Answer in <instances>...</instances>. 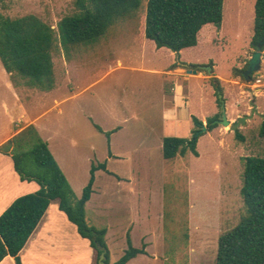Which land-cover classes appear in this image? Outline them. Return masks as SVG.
<instances>
[{"label": "rangeland", "instance_id": "374dc122", "mask_svg": "<svg viewBox=\"0 0 264 264\" xmlns=\"http://www.w3.org/2000/svg\"><path fill=\"white\" fill-rule=\"evenodd\" d=\"M76 1L0 0L4 17L34 15L55 29L57 37L54 86L50 90L30 84L29 78L17 73L8 76L0 60V141L13 132L16 126L12 121L24 126L37 120L32 126L40 128L77 197L89 182L91 168L109 159L112 142V151L123 154V158L110 160L107 168L122 182L106 172L95 173V196L92 208L86 211V221L97 230L112 229L117 234V262L128 249L129 236L134 247L147 252L129 264H216L219 238L239 225L246 214L241 196L244 159L264 158V139L258 136L264 120V96L258 99L264 93V66L251 83L240 78L247 98H241L227 82L235 77L234 70L241 68L239 63L244 68L255 51L251 40L256 0H224L221 29L209 25L203 30L214 46L201 45L181 54V62L184 57L208 64L190 65L188 73L196 71L199 75L196 67L213 62L215 73L224 79L220 81L222 94H217L211 84L204 88L203 80L190 75L188 79L180 78L179 90L187 96L189 86L190 108L201 115L217 112L223 117L227 108L231 118L236 101H242L239 114L244 115L252 106L262 107L263 114L251 111L255 117L247 129L239 131L244 140L235 136L239 123L231 132L230 126H224L229 134L220 136L215 129L207 130L198 136V157L188 151L171 160L163 158L159 146L163 124L169 122L163 114L169 104L162 94L164 77L151 71L161 67H157L154 57H148L157 51L145 35L148 0L133 16L118 19L104 37L66 49L58 25L78 12ZM169 52L177 61L180 59V53L160 50V57L168 58H161L160 66L168 64ZM118 60L123 68L118 67ZM6 82L12 87L7 88ZM166 84L168 87L170 83ZM201 95L204 102H200ZM200 130L193 122L192 135L185 139L197 137ZM30 134L27 131L15 136L14 152L32 147ZM103 198L113 205L107 213L98 212L95 206ZM110 263L114 264L111 256Z\"/></svg>", "mask_w": 264, "mask_h": 264}, {"label": "trees", "instance_id": "16d2710c", "mask_svg": "<svg viewBox=\"0 0 264 264\" xmlns=\"http://www.w3.org/2000/svg\"><path fill=\"white\" fill-rule=\"evenodd\" d=\"M143 1L77 0L78 12L63 18L58 25L62 45L67 49L97 41L107 34L118 19L136 14ZM223 12L224 0H148L145 35L158 49L167 48L180 53L198 44L199 34L204 27L214 25L219 31ZM253 32L251 47L255 50L264 36V0H256ZM205 37L206 34H203L202 39ZM56 42L55 29L38 17L28 15L10 19L0 14V60L8 73L29 78L30 84L42 89H52ZM248 63L242 69H235L234 76L244 80L243 73ZM202 72L199 70V73ZM209 81L217 94H222L223 87L219 79L213 77ZM218 103L221 105L219 100ZM221 118V115L209 118L208 131L217 127L210 123ZM193 122L198 129L202 128L203 124L197 118L193 117ZM27 131L31 132L32 147L21 153L14 152L15 138ZM16 136L0 146V153L11 156L21 181L36 182L39 190L17 198L0 216V263L10 256L16 264H23L20 252L50 204L57 201L60 211L77 227L79 235L89 241L96 253L95 264H99L104 250L105 264H110V253L105 242L106 231L87 224L85 208L94 193L95 173L97 170L107 171L106 165L91 168L89 182L81 197H77L48 143L40 137L37 129L31 125ZM235 136L244 140L238 129L235 130ZM259 136L264 139V120ZM198 138L165 137L163 158L171 160L178 155L184 156L188 151L198 157ZM241 196L246 214L239 225L219 238L216 264H264V158L251 156L244 159ZM127 243V251L115 264H127L140 254L147 255L144 249L133 246L129 236Z\"/></svg>", "mask_w": 264, "mask_h": 264}, {"label": "crops", "instance_id": "0c3cea01", "mask_svg": "<svg viewBox=\"0 0 264 264\" xmlns=\"http://www.w3.org/2000/svg\"><path fill=\"white\" fill-rule=\"evenodd\" d=\"M208 26L204 27L203 30H205ZM203 30L199 34L198 44L195 47L186 48V49L181 50L180 59H178V61L177 59L174 58V55H172L173 53L169 52L168 54H170V60L168 64L164 66H160L159 62L162 61L161 58H164L165 60L168 58L165 57L164 55H162L163 57H160L161 53L159 52L160 50L167 49V48L158 49L155 43L150 40L153 43L154 48L156 47L155 50L157 51L153 50V52L148 54V57H151V56L154 57L153 61L155 60L158 62L157 67H161L158 70H151V71L156 72L157 75H161L164 77L162 94H163L164 102L169 104V105L167 104L169 109L168 110L164 109V112H163V114L167 117V119H169L168 120L169 122L167 123L165 122L163 124L164 126H163L162 136L169 135L166 137H171V133H174L175 135L181 138H190L193 132V121H192L193 117L201 121L203 125H206L207 120L209 118L218 116L217 112H213L212 115L210 114V112L204 113L201 115V114H198L192 111L190 108L191 107V102H190L191 93H190L189 86L188 85L186 86L187 96H183L184 94L182 93V90L181 91L179 90L180 78L188 79L187 75H190L189 77H197L203 80L205 84L204 88H206V84H210L209 80L213 77L219 79V81L221 82L224 81V79L220 75L215 73L216 66L214 65L213 62L209 64L212 67V74H209V75H212V76H206V74H203V73L198 75L197 72L196 74H190L186 72V70H188L187 68H189L190 65H208V64H200L199 62L194 63V62L189 61V59L186 60L184 57H183L184 62H181V56H182L181 54L183 53V51L187 49L197 48L201 45H207V46L210 44L213 45L212 43L213 40L211 39L209 34L206 33L207 37L202 39L203 34H205ZM144 55H146V53H144ZM175 56L177 55L175 54ZM53 57H54V53H53ZM176 61L178 64L175 63ZM239 64L241 68H237V69H242L243 63L240 62ZM263 66H264V59L262 58L261 67L263 68ZM118 67L119 68L124 67L120 60H118ZM202 67L203 66H200L197 69L202 70ZM7 75L12 77V74L7 73ZM203 75L205 77H203ZM167 82L170 83L168 87L166 84ZM227 82L230 85H232L233 89H236L238 91V94H240L239 96L241 98H247V95H246L247 92L243 90V87H242L243 84L239 77H233L227 80ZM6 86L7 88L12 87L10 82H6ZM263 92L264 91H262L261 93ZM225 93H226V90H225ZM261 96H264V93L258 97L259 100ZM167 98L169 99L168 101L166 100ZM180 98H182V100L184 101L182 104H181L182 100ZM204 101H205V97L201 95L200 102H204ZM241 102L242 101L240 102L236 101L235 104L233 105L234 112L232 113L231 118L228 117L227 108H226V117L231 123L230 132L234 129V127H236L235 126L236 123H240V121H243V122L240 123V126L238 127L239 131H243L247 129L250 125L249 123L252 122L251 120L253 119V117H255L251 115V111L253 109H256L257 114H263V112L261 111L262 107L260 106L257 108L253 106L249 107V111L248 110L244 111V115L239 114L241 110L240 109ZM3 104L7 108L6 103L3 102ZM59 104H60L59 102H56L57 107L59 106ZM259 104H260V101L257 102V105ZM58 109L61 112L60 107H58ZM243 116H249V118H244ZM21 117L24 118L23 115ZM11 119L13 120L14 118L11 117ZM36 121L37 120H33L30 123L24 124V126L23 125L19 126L15 121H12L14 126L16 127H13V132L11 134H8L2 141H0V146H2L4 143L9 141L10 139L15 137L22 131H24L27 127L35 124ZM262 122H263V118H262ZM218 126L214 129L218 131L219 136L227 134V133L229 134V131H224V126H220V127ZM35 128L36 129L38 128L37 131L40 134V137L45 142L48 143V141H46L42 137L40 128L36 126ZM259 129H258V136H259ZM175 135L173 136L175 137ZM162 136L159 137L160 147H162L163 139L165 138V136L163 137ZM109 146H110L109 159L105 163H101V164L106 165L107 171L97 170L96 174L99 173L100 171L106 172L108 176L117 178L118 183H121L122 179L119 177V175L108 170L107 163L112 159H119V160L122 159L123 156L121 155L123 154L118 155L114 151H112V142L109 143ZM49 148H50V145H49ZM66 178L68 180L67 176ZM95 181H96V177H95ZM94 185H95V182H94ZM38 190H39V185L36 182H28V181L20 180V177L18 176V174L16 173L14 169V165H13L10 155H5V154L0 153V216L7 208L10 207V205L17 198L27 195V194L35 193ZM94 196H95V191L92 194L91 199L86 203V207H85L86 211L89 207L92 208V198ZM102 201H103L102 203L95 205L98 207L97 208L98 212H106V213L109 212L110 207L113 206L112 203L108 201V199L106 200L104 198L102 199ZM105 241H106L110 256L112 257V260L115 264L117 262V257L115 256L114 248L116 247L115 249L117 250L118 236L117 234L116 235L113 234L112 229L111 230L107 229ZM119 253L122 254V252H119ZM139 256H146V255L140 254L137 257ZM19 257L23 264H95L96 253L91 248L89 241L86 239H83L79 235L77 231V227L68 220L66 214L60 211L58 202L54 201L50 204L42 221L40 222L37 229L35 230V232L32 234V236L28 240L26 246L20 252ZM131 261H129L127 264H129ZM0 264H16V263H15L14 258L8 256Z\"/></svg>", "mask_w": 264, "mask_h": 264}, {"label": "water", "instance_id": "95a60500", "mask_svg": "<svg viewBox=\"0 0 264 264\" xmlns=\"http://www.w3.org/2000/svg\"><path fill=\"white\" fill-rule=\"evenodd\" d=\"M264 49V36L259 41L255 47V51L253 55L251 56V59L248 63V68L247 70L243 73L244 79L246 82L251 83L252 81V76L260 71L261 69V62L263 58V50ZM202 70L205 71L208 74H212V67L211 66H203ZM190 74H196V71L189 72ZM230 121L227 119L226 114L224 113L223 117L220 120H215L210 123L211 126L214 125H223V126H230ZM208 130L207 124L203 125L201 130L197 133V137L205 133ZM106 250L103 251L100 259H99V264H105L106 256H105Z\"/></svg>", "mask_w": 264, "mask_h": 264}]
</instances>
